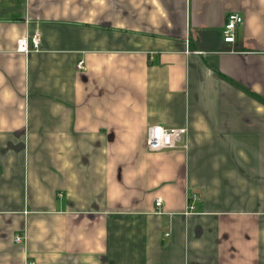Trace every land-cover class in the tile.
I'll list each match as a JSON object with an SVG mask.
<instances>
[{
	"label": "crops",
	"instance_id": "obj_1",
	"mask_svg": "<svg viewBox=\"0 0 264 264\" xmlns=\"http://www.w3.org/2000/svg\"><path fill=\"white\" fill-rule=\"evenodd\" d=\"M31 262L264 264V0H0V264Z\"/></svg>",
	"mask_w": 264,
	"mask_h": 264
},
{
	"label": "built area",
	"instance_id": "obj_2",
	"mask_svg": "<svg viewBox=\"0 0 264 264\" xmlns=\"http://www.w3.org/2000/svg\"><path fill=\"white\" fill-rule=\"evenodd\" d=\"M244 24V18L237 13L230 14L227 18L224 28V41L227 44H234L236 41V32L238 27ZM32 44L35 51L39 49L38 35L32 37L29 41L28 38L20 39L17 43V51L28 54L31 52L29 45ZM83 62L78 64L79 69H83ZM188 128H165L162 126H151L146 134V146L150 153L156 154L165 151L188 150ZM194 196L192 200H196ZM163 202L156 201V208L158 211L162 209ZM188 209L192 212L195 210L193 205H189ZM16 243H24L25 237L20 235L15 237ZM29 264H36L31 262Z\"/></svg>",
	"mask_w": 264,
	"mask_h": 264
}]
</instances>
